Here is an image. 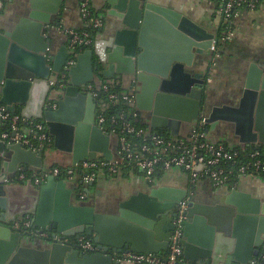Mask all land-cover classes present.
<instances>
[{"label":"water","instance_id":"95a60500","mask_svg":"<svg viewBox=\"0 0 264 264\" xmlns=\"http://www.w3.org/2000/svg\"><path fill=\"white\" fill-rule=\"evenodd\" d=\"M28 2L30 10L16 24L0 27V103L25 118L45 121L55 149L71 155L68 166L113 160L111 135L96 124L103 102L86 88L109 79H130L137 108L156 133L179 137L184 125L194 127L206 116L212 131L220 122L234 124L239 144L264 145V53L226 68L230 60L221 59V50L219 56L211 50L217 34L186 13L155 0H105L113 22L78 55L60 88L72 52L64 45L54 55L45 34L64 0ZM40 2L45 5L37 10ZM199 65H206L207 72ZM224 79L231 87L227 97L220 92ZM51 103L57 109L48 108ZM0 153L8 158L0 173V264H135L119 259L125 253L161 255L170 248L174 212L186 199V261L221 264V255L229 253L227 264H264V198L252 192L223 187L215 201L206 202L193 196L190 187L144 179L117 208L104 210L90 199L95 183L84 197L78 187L54 177L41 187L32 181L7 183L20 165L42 170L45 150L0 141ZM27 217L30 231L11 228ZM81 237L91 239L99 251L86 253L71 244Z\"/></svg>","mask_w":264,"mask_h":264},{"label":"built area","instance_id":"2783aa9c","mask_svg":"<svg viewBox=\"0 0 264 264\" xmlns=\"http://www.w3.org/2000/svg\"><path fill=\"white\" fill-rule=\"evenodd\" d=\"M6 1L8 0H0V11ZM78 2L87 29L82 32H70L72 40L69 50L72 54L60 76L58 84L60 88L66 86L70 70L77 64V57L80 54L77 53V49L85 51L91 48L97 39L94 32L104 28V20L94 10L92 0H78ZM263 4L264 0H217L216 16L223 37H216L211 50L219 56L220 45L229 43L235 37V22L245 13L258 12ZM86 88L95 99L103 102L97 110L96 124L105 133L117 135L121 160L117 163L105 160L84 161L75 166L54 167L38 172H34L25 165H20L16 174L7 180L8 184H25L32 181L35 186L41 187L50 177L74 181L77 174L82 173L80 181L87 188L97 181L100 172L115 176L120 174L125 165L132 166L142 173L148 182H154L156 176L161 173L174 169L182 170L188 174L192 188L197 181L203 179H208L215 188L229 187L231 189H238L245 178L264 179V145L259 148L245 146L232 149L223 143H214L207 136L206 116L200 118L187 139L168 140L159 133L136 124L135 121L139 119L140 113L136 109L137 101L134 90L130 93L123 92L119 84L112 81L99 85L92 83ZM120 104L131 107V110H120L110 116L101 112L105 108L111 109ZM48 106L52 109L58 107L57 103H51ZM0 141L7 145L19 144L34 152L54 145V138L49 134L45 121L25 118L21 113L11 112L1 103ZM0 158L3 160L4 154L0 153ZM188 206L189 200L186 199L175 211V230L172 233L167 253L163 255L125 253L119 261H129L135 264H191L184 258L182 243L183 223L187 220ZM10 226L15 231L28 232L32 227L31 219L23 218ZM32 234L36 235V232L32 231ZM42 236L48 238L49 233H44ZM71 244L86 253L99 251L96 244L87 237L74 239Z\"/></svg>","mask_w":264,"mask_h":264},{"label":"crops","instance_id":"0c3cea01","mask_svg":"<svg viewBox=\"0 0 264 264\" xmlns=\"http://www.w3.org/2000/svg\"><path fill=\"white\" fill-rule=\"evenodd\" d=\"M166 6L176 8L188 16L196 20L198 23L208 28L210 31L217 34L219 25L215 20V14L217 9V0H155ZM105 0H92L94 10L103 18L104 28L113 22L112 18L107 17L106 10L104 9ZM45 2H40L37 6V10L42 9ZM31 5L28 0H8L6 1L2 11H0V27L8 28L16 24L19 19L26 13V10H30ZM40 12L44 13L43 10ZM85 23L81 16L80 5L78 0H64V4L60 9L57 16L54 17L53 23L46 26L45 37L50 40V49L54 55L58 53L62 46H70L71 39L70 32H79L84 30ZM102 29V30H103ZM235 38L232 42L221 48V59L227 58L231 63L226 60V68H230L231 65L239 63V60H252L257 55L264 53V4L260 10L256 13H245L235 22ZM210 59V55H208ZM228 64L230 66H228ZM202 72H207L208 68L205 65H199ZM119 84L120 89L123 92L130 93L133 89L131 87L130 79L125 78L122 81H116L109 79ZM212 82V81H211ZM103 83V82H102ZM229 84V83H228ZM226 84L225 79L220 84V92L224 97L230 95L228 90L231 88ZM136 109L137 103H136ZM139 111V110H138ZM20 113V112H16ZM141 116V122L147 126L149 130V118L144 113L139 111ZM234 124H228L220 122L214 131L211 130L210 125L207 127L208 139L214 143H223L232 149L243 148L246 145H241L238 142L236 136H234ZM193 130V126L184 125L181 130V135L174 138L187 139ZM111 135L110 151L112 153L113 160L110 162L117 163L121 160L119 139L117 135ZM172 136V135H171ZM44 153V168L42 170H48L54 167H69L71 164V155L66 156L65 153L57 151L54 147H48ZM1 163L7 161V155L4 154V159ZM101 160H104L103 158ZM34 170V172L42 171ZM3 172L2 166L0 167V173ZM145 177L138 171H125L113 176L106 173H101L95 183V187L91 192V201H98L100 207L104 210L111 208H117L120 202L134 193L135 187L144 182ZM66 181V180H65ZM71 188H77L78 184L82 182L75 179L74 181H66ZM81 182V183H80ZM159 185H170L175 187L192 188L188 174L179 169H174L166 172L161 176L158 181ZM190 191L193 196H197L198 200L212 202L217 199L215 196L220 188H214L209 180L200 181L196 189ZM239 189L252 192L254 195L264 198V179L263 178H245L241 181ZM77 194L85 196V193H81L79 190ZM162 252L161 254H165ZM229 253H223L221 255V264H227ZM235 263V260H232ZM260 264V263H259Z\"/></svg>","mask_w":264,"mask_h":264},{"label":"trees","instance_id":"16d2710c","mask_svg":"<svg viewBox=\"0 0 264 264\" xmlns=\"http://www.w3.org/2000/svg\"><path fill=\"white\" fill-rule=\"evenodd\" d=\"M87 28L85 27L84 28V30H82V31H85ZM81 31V32H82ZM99 35V31H97V32H94V36L95 37H97ZM217 36H218V38H222L223 37V33H222V29H218V31H217ZM230 43V42H229ZM228 44V43H227ZM227 44H223V45H220V49L221 48H223V47H225V45H227ZM84 52V50H81V49H77V53H83ZM104 82H106V81H104ZM120 110H126V111H129V110H131V107H129V106H126L125 104H120V105H118V106H116V107H114V108H111V109H108V108H105V109H103V110H101V112L102 113H106L107 115H112V114H115V113H117L118 111H120ZM136 122V124L137 125H139V126H143V127H145V128H147V126H145L142 122H141V116L139 117V119L138 120H136L135 121ZM110 130H112V127H110ZM160 135H162L164 138H166V139H168V140H171V139H175L173 136H171L170 134H168V133H163V132H160L159 133ZM102 161V160H101ZM1 160H0V167H1ZM125 171H136L135 170V168H133L132 166H129V165H125L122 169H121V172L123 173V172H125ZM30 173H32L31 171H30ZM101 173H106V174H108L107 172H100L99 173V175L101 174ZM164 174H166V173H161V174H159V175H157L156 176V178L154 179V182H155V180L156 181H158V179L161 177V176H163ZM81 175H82V173H78L77 174V180H80V178H81ZM118 175V174H117ZM116 176V175H115ZM206 180H208V179H203V180H199V181H197L196 183H195V185L193 186V190H195L196 189V186H197V184L200 182V181H206ZM210 182V181H209ZM81 183V182H80ZM96 183V182H95ZM156 183V182H155ZM77 189L78 190H80V192L81 193H84V190L86 189V187L81 183V184H78L77 185ZM215 188V187H214Z\"/></svg>","mask_w":264,"mask_h":264},{"label":"flooded vegetation","instance_id":"af4514ba","mask_svg":"<svg viewBox=\"0 0 264 264\" xmlns=\"http://www.w3.org/2000/svg\"><path fill=\"white\" fill-rule=\"evenodd\" d=\"M215 20H216V22H217V16H216V14H215ZM218 23V22H217ZM235 38V37H234ZM234 38L230 41V42H232L233 40H234ZM142 184V183H141ZM137 185H140V184H137ZM157 185H159L158 183H157ZM138 187V186H137ZM137 187H135V188H137ZM176 211V210H175ZM174 214L176 215V212H174Z\"/></svg>","mask_w":264,"mask_h":264}]
</instances>
